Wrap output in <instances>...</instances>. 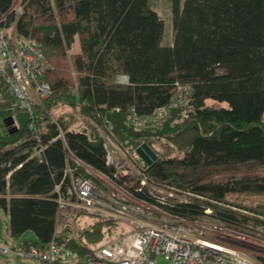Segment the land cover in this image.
<instances>
[{"label":"trees","instance_id":"1","mask_svg":"<svg viewBox=\"0 0 264 264\" xmlns=\"http://www.w3.org/2000/svg\"><path fill=\"white\" fill-rule=\"evenodd\" d=\"M153 1L0 0V29L14 25L18 38L40 45L48 68L39 79L49 88L29 112L14 106L0 81L5 245L43 247L68 232L82 255L125 235L122 221L91 216L80 227L82 213L58 210L55 188L68 185L67 166L87 176L74 161L167 215L212 217L264 239V0H165L172 22L166 46ZM184 89L185 103L161 126L134 122L153 119ZM102 132L138 176L114 177ZM142 145L156 155L151 165L137 154Z\"/></svg>","mask_w":264,"mask_h":264},{"label":"built area","instance_id":"2","mask_svg":"<svg viewBox=\"0 0 264 264\" xmlns=\"http://www.w3.org/2000/svg\"><path fill=\"white\" fill-rule=\"evenodd\" d=\"M20 8L19 3H15L12 8L16 18L21 14ZM47 68L41 47L35 40L18 38L14 25L9 29H0V81L7 85L15 107L30 112L33 92L41 97L48 95V85L39 79ZM187 96L188 90H178L166 107L156 111L153 119L139 118L134 122L137 121L143 128L161 126L172 109L185 103ZM10 126L14 129L19 127L14 117L10 119ZM101 135L107 148V165L115 169L114 177L124 181L130 173L139 175L124 152L111 143L103 132ZM74 162L86 173L94 171ZM65 175L69 176L68 185L55 188L58 210L68 209L71 213L83 211L118 221L127 220L129 214L133 219L127 221L135 227V231L82 255L70 247L72 235L68 232L62 237L56 232L53 240L43 247H25L22 244L10 246L0 241L1 257L20 260L25 264H261L247 255L254 249L264 254V244L256 240H243L230 234L212 232L198 221L188 223L167 215L158 206L134 198L113 178L102 175L96 181L91 177L74 176L68 166ZM157 202L164 205L165 199L160 198ZM144 204L170 221L149 223V217L145 218L143 212ZM209 212L207 210L206 214Z\"/></svg>","mask_w":264,"mask_h":264},{"label":"rangeland","instance_id":"3","mask_svg":"<svg viewBox=\"0 0 264 264\" xmlns=\"http://www.w3.org/2000/svg\"><path fill=\"white\" fill-rule=\"evenodd\" d=\"M166 6H167V4H166L165 0H154L153 1L154 9L158 12V14L164 20L165 28H164V35H163V38H162V45H164V46L170 45L171 42H172V22H171L170 13L168 12ZM21 11H22V9L20 8V13H21ZM19 16L20 15L18 14V17ZM73 51H76V46H74L73 50H71V52H73ZM35 98H36V101H35ZM44 98L45 97H41L39 94H36L35 92H33L32 95H31L30 101H32L31 102L32 105L33 104L40 105L41 101ZM12 117H14V116H12ZM51 120H52V122L55 121V119H51ZM263 121H264V116H263ZM17 124H18V122H17ZM111 143H114V142L111 141ZM113 155H115V154H113ZM114 171H115V169H114ZM91 172L90 171L88 173L85 172V174L87 175L86 177H91L92 179L98 181V179L102 176L101 174H99L96 171H91ZM130 174L138 176L136 173H130ZM127 181H128V179L124 180L123 182L125 183ZM143 206H144L143 212L145 214V218L149 217V219H148L149 223H162V222H169L170 221L166 216H163L161 213H159L156 210H154V208H152L150 206H147V205L145 206V204ZM79 213H82L78 217V224H79L80 227H83V225L88 223V222H92V221H90L91 220V218H90L91 216L99 218V219L103 218V216H96V215H93V214H87L86 212H83V211L79 212ZM74 214H77V213H74ZM127 216H128L127 220H132L133 219L132 215L128 214ZM103 219H106V218H103ZM110 220H112V219H110ZM127 220H123L122 223H119V224H121L123 226V227H121V229L124 230L125 234H129V233L135 231V227H134V229H131L133 227L129 224V221H127ZM1 221H2V217L0 216V240L2 239ZM186 222L189 223L191 221H186ZM198 222L200 223V225H204L205 227L210 229L212 232H221L223 234H230L232 236H235L237 238H241L243 240H249V241L256 240V242L264 244V239H261V238L255 237V236H250V235L241 233L239 231H236L234 229L228 228L225 225L220 224L218 221H216L212 217H204V218L198 220ZM123 223L128 224V226L130 228L128 226L124 225ZM27 237H31V235L30 234H28V235L26 234L24 238H27ZM112 238H116L117 239L118 236L115 234ZM112 238L111 237H107L106 239L104 238L105 240H102L100 243H98V246H100L102 244H106L109 241H112L111 240ZM247 255H248V257L252 258L255 262L264 264L263 263V261H264V254L263 253L258 252L257 250L254 249V251L249 252ZM0 264H25V263L23 261H18V260H7V259H5V258L0 256Z\"/></svg>","mask_w":264,"mask_h":264},{"label":"water","instance_id":"4","mask_svg":"<svg viewBox=\"0 0 264 264\" xmlns=\"http://www.w3.org/2000/svg\"><path fill=\"white\" fill-rule=\"evenodd\" d=\"M138 156L143 159L146 165H151L155 159L156 155L152 152V150L146 146L142 145L138 150H137Z\"/></svg>","mask_w":264,"mask_h":264},{"label":"crops","instance_id":"5","mask_svg":"<svg viewBox=\"0 0 264 264\" xmlns=\"http://www.w3.org/2000/svg\"><path fill=\"white\" fill-rule=\"evenodd\" d=\"M0 216H3L2 214H0ZM1 227H2V241H4V240H6V238H7V234H6V232L4 231V228H3V226H2V221H1Z\"/></svg>","mask_w":264,"mask_h":264}]
</instances>
